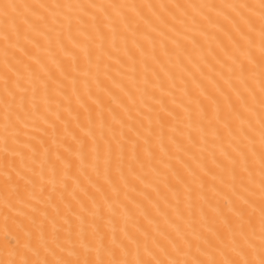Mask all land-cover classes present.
Listing matches in <instances>:
<instances>
[{
    "label": "bare ground",
    "instance_id": "bare-ground-1",
    "mask_svg": "<svg viewBox=\"0 0 264 264\" xmlns=\"http://www.w3.org/2000/svg\"><path fill=\"white\" fill-rule=\"evenodd\" d=\"M261 2L0 0V264L258 259Z\"/></svg>",
    "mask_w": 264,
    "mask_h": 264
},
{
    "label": "snow or ice",
    "instance_id": "snow-or-ice-1",
    "mask_svg": "<svg viewBox=\"0 0 264 264\" xmlns=\"http://www.w3.org/2000/svg\"><path fill=\"white\" fill-rule=\"evenodd\" d=\"M90 8L96 7L95 4L90 5ZM100 7L108 10L110 8H123L125 5L121 4H111V5H100ZM261 8L264 9V0L261 2ZM264 19V17H262ZM241 20H237L236 23H241ZM119 23V22H117ZM261 62L264 64V28L261 30ZM239 59V57H237ZM22 83V81H20ZM27 91L28 89L25 88L24 92L25 95L22 97L24 101V107H27ZM35 94V91H34ZM13 103H15V97H13ZM264 103V101H262ZM7 131V128L5 129ZM262 147H264V140H262ZM264 159V157H262ZM262 186H264V181H262ZM117 198H119V192H117ZM235 202V197H234ZM243 211V210H241ZM169 235H171L169 233ZM163 237V238H162ZM261 244L259 248L256 250L258 254V259H246V260H233L229 261L228 264H264V208H262V233H261ZM121 244L123 245V249L126 250L127 253H131L133 245H135L136 251L140 254V249H143V255H140V259L133 262V261H125L123 264H221L220 261L216 259L211 260H203L197 259L196 261L192 260H181L179 259V254L183 253L187 255L185 251V246L190 250L193 246V242L191 240H181L177 239L176 237H172V239H168L167 236H164L163 233L159 235H152L151 233H147L144 236H136V235H128L126 239L121 240ZM207 251V249H205ZM241 251H245L243 247H241ZM153 253L156 255H160L161 253H167L168 255L176 254L177 258L173 260H157L155 258L152 259H145L144 256H152ZM36 264H40L39 261ZM45 264H54L53 261H46ZM55 264H80L79 261H65L60 260L55 262ZM103 264V262H101Z\"/></svg>",
    "mask_w": 264,
    "mask_h": 264
}]
</instances>
